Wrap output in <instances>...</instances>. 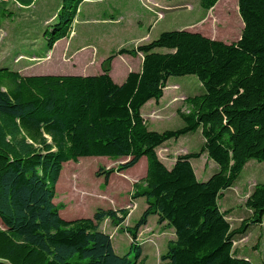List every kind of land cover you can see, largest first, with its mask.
Returning <instances> with one entry per match:
<instances>
[{
  "label": "trees",
  "instance_id": "trees-1",
  "mask_svg": "<svg viewBox=\"0 0 264 264\" xmlns=\"http://www.w3.org/2000/svg\"><path fill=\"white\" fill-rule=\"evenodd\" d=\"M34 1L0 0V6ZM83 1L61 0L42 34L46 51L69 37ZM217 1L200 0V6L208 11ZM237 6L243 29L230 43L200 32L163 31L112 52L94 75H23L0 64V264H145L136 237L150 215L175 234L158 264H253L238 256L234 237L262 224L264 183L247 196L251 213L236 228L219 205L249 160L264 161V0H237ZM124 54H141V67L118 84L111 62ZM187 74L204 92L184 99L188 110H177L183 125L148 129L142 107L162 98L170 76ZM197 130L200 150L178 154L166 166L158 148ZM202 154L218 166L205 181L190 162ZM87 156L127 159L96 171L105 183L146 159V174L131 194L146 206L133 227L122 228L133 259L116 254L110 234L99 228L105 219L121 225L129 208H97L91 217L65 220L59 213L64 205L53 201L63 164Z\"/></svg>",
  "mask_w": 264,
  "mask_h": 264
},
{
  "label": "rangeland",
  "instance_id": "rangeland-1",
  "mask_svg": "<svg viewBox=\"0 0 264 264\" xmlns=\"http://www.w3.org/2000/svg\"><path fill=\"white\" fill-rule=\"evenodd\" d=\"M60 3L61 0H35L30 6H0V47L6 49L0 48V58L7 56L4 65L15 69L26 61L18 55H35L40 58H32L29 66L22 70L27 75H94L99 72L102 60L112 52L152 41L163 31L200 32L209 38L230 43L240 37L243 29L237 0H218L208 11L200 6V0H84L69 37L58 40L49 52L45 50L42 34L59 10ZM222 9L226 13H222ZM111 14H121L124 19L116 20L120 23L113 22ZM85 16H89L87 21H83ZM124 22L129 23V27ZM143 36L145 38L141 39ZM78 47L79 52L72 56L69 48ZM157 51L166 49L158 48ZM15 57L14 62L21 60L18 64L13 62ZM128 57L131 59L124 60L118 56L111 64V74L115 79H121L126 71L139 69L137 61H133L134 56ZM203 92V85L193 74L170 76L160 104L155 105L152 101V106L147 104L141 109L148 129L161 132L181 127L183 121L177 110L187 111L184 99ZM173 95L176 96L171 100ZM202 144L203 137L197 130L170 140L159 147L157 153L170 167L178 154L184 150L197 152ZM126 160L124 157L112 160L104 156H87L79 158L78 162H65L53 201L64 205L59 213L65 220L90 217L100 207L119 209L129 204L131 210L122 226H115L108 220L99 228L110 234L116 254H127L133 259L135 252L130 250L131 237L122 228L133 227L146 206L142 197L131 200L133 184L140 183L146 174V159L141 158L125 170L130 176H136L133 184L130 178L120 175L126 174L124 171L113 173L108 183L104 182L103 176L95 175L100 167H115ZM205 160H209L207 165ZM192 163L200 181H205L218 170L217 164L204 156L194 158ZM263 183L264 161L251 159L233 185L223 190L219 205L221 210L228 212L227 219L232 228L238 227L249 216L251 211L245 206V200L256 184ZM164 224L157 223L156 215H150L146 228L139 229L137 233L145 264H158L159 257L167 252L168 242L175 238L173 229ZM234 249L239 257L247 258L253 264H264V220L262 224L250 226L244 234L236 235Z\"/></svg>",
  "mask_w": 264,
  "mask_h": 264
},
{
  "label": "crops",
  "instance_id": "crops-1",
  "mask_svg": "<svg viewBox=\"0 0 264 264\" xmlns=\"http://www.w3.org/2000/svg\"><path fill=\"white\" fill-rule=\"evenodd\" d=\"M81 7L82 6H79V11H80V13H81ZM152 11V10H151ZM79 14V13H78ZM88 18H89V16H85L84 17V19H83V21H87L88 20ZM117 19H124V16H122L121 14H119V15H115V14H111V17H110V20H112L113 22H116V20ZM116 23H120V22H116ZM125 23V22H124ZM124 23L122 24V25H124ZM126 24V27H129V23H125ZM125 26V25H124ZM143 38H145V36H143V37H141V39H143ZM1 48V47H0ZM1 49H3V48H1ZM79 49H80V47H78V48H75V49H70L69 48V50H70V52L72 53V56H76V54H77V52H79ZM3 50H6V49H3ZM49 52H51V51H49ZM19 56H23L22 57V59H24V60H26V61H23L22 63H20L19 65H18V67L17 68H15L16 70H18L21 74H23V75H27L28 73H26L25 71H22L23 70V68L24 67H27V66H29L28 64H29V61L32 59V58H40V57H36L35 55H30V56H24V55H18L17 57H19ZM118 56H120V58H123L124 60H129V59H131L130 57H128V56H130V55H127V54H124V55H118ZM118 56H116L114 59H113V61L111 62V64L114 62V60L118 57ZM17 57H15L14 59H13V62H14V60L17 58ZM132 57V56H131ZM0 59H2V60H0L1 61V63L0 64H4V61L7 59V56L5 55V56H3V57H1ZM21 61V60H20ZM20 61H16V62H14V63H19ZM103 61V60H102ZM133 61H137V64H138V66H139V69L137 70V71H139L140 70V67H141V61H142V55L141 54H138V55H136V56H134V60ZM101 68H100V70H99V72L98 73H101ZM130 71H126L125 73H124V75L121 77V79H115L113 76H112V74H111V70H110V75H111V77H112V79H113V81L114 82H116V83H118V84H120V83H122L123 81H124V79H125V77L127 76V74L129 73ZM98 73H95V74H98ZM164 91H165V88H164ZM164 91H163V95H164ZM176 95H173V97L171 98V100L175 97ZM163 97V96H162ZM160 100L161 99H159L157 102L156 101H154V100H150V101H148L145 105H150V106H152V104H151V102L153 101L154 103H155V105H159L160 104ZM170 100V101H171ZM144 105V106H145ZM142 115L144 116V114H143V112H142ZM144 118H145V120H146V117L144 116ZM147 121V120H146ZM170 141V140H169ZM169 141H167V142H165L164 144H166V143H169ZM163 144V145H164ZM187 152H189V151H186V150H184L183 151V153H187ZM202 156H204V157H206V155L205 154H202L200 157H202ZM199 157V158H200ZM142 158H145V157H142ZM192 160L193 159H191V164H192V167H193V169H194V172H195V175H196V171H195V168H194V166H193V163H192ZM208 161L209 160H205V165H207V163H208ZM173 162H174V160L170 163V166L173 164ZM167 166V165H166ZM124 172H126V174L124 173V174H120V175H123L124 177H128V178H130V182H131V184H133L134 182H135V177L136 176H130L129 174H128V172L127 171H124ZM196 177H197V175H196ZM197 179H198V177H197ZM133 188V187H132ZM123 207H126L125 205L123 206ZM123 207H119V208H123ZM100 208H104V209H107V208H113V209H115L116 207H100ZM95 212V211H94ZM93 212V213H94ZM93 213L91 214V216L93 215ZM90 216V217H91ZM105 221H108V219H106V220H104L103 222H105ZM164 224V223H163ZM2 224L0 223V226H1ZM146 225H147V223H146ZM146 225H144V226H142L140 229H144V228H146ZM122 226V225H121ZM174 232V231H173Z\"/></svg>",
  "mask_w": 264,
  "mask_h": 264
}]
</instances>
